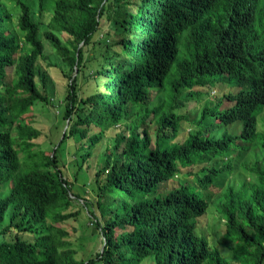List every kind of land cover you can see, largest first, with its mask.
I'll return each instance as SVG.
<instances>
[{"label": "trees", "instance_id": "16d2710c", "mask_svg": "<svg viewBox=\"0 0 264 264\" xmlns=\"http://www.w3.org/2000/svg\"><path fill=\"white\" fill-rule=\"evenodd\" d=\"M46 42L70 67L57 112L81 140L71 161L98 151L102 165L77 193L27 120L51 104ZM263 106L264 0H0V264H264V157L256 179L214 183L226 167L243 177L233 143L257 135ZM216 187L228 255L198 231ZM75 200L104 238L88 260L60 226Z\"/></svg>", "mask_w": 264, "mask_h": 264}, {"label": "rangeland", "instance_id": "374dc122", "mask_svg": "<svg viewBox=\"0 0 264 264\" xmlns=\"http://www.w3.org/2000/svg\"><path fill=\"white\" fill-rule=\"evenodd\" d=\"M31 1V0H28ZM36 3V1H34ZM10 4L12 2H9ZM62 38H68L66 33L62 34ZM95 44H89L84 46L85 55L87 57H99L101 52L104 49V43L101 41V36L97 37ZM100 39V41H98ZM46 56L45 58L40 59V63L50 75V103L37 102L34 106L33 111L30 112V116L27 117V120L38 128L41 131V136L36 143L40 147L46 148V150L58 148V155L64 157V160L67 161V178L69 177L73 181L74 187L72 188L74 192H81L82 188H87L89 182L93 178L96 169L101 167L99 158L97 157L98 151H95L94 155L96 157L90 158L89 161L85 162L81 167L74 165L71 160L74 156L77 144L80 143L76 132L71 133L73 128L68 126V120L62 118L61 114H58V109L64 107L63 101L64 96L67 92V82L68 78L66 73H69V66L53 51L52 47L46 42ZM53 63V64H52ZM88 72V71H87ZM85 77H80V87L85 85L83 83ZM86 82V81H85ZM94 84H90V88ZM79 94L83 95L81 89H79ZM214 97L217 93L212 92ZM56 109V111H55ZM238 127H230L228 131L231 134L235 132H240L242 130L241 123H235ZM68 129L69 136L63 142L62 145L58 146L60 140L62 139L64 131ZM114 130H109L108 134H114ZM264 106L258 114L257 120V135L250 139H239L233 143V150L235 151L232 155V158H235V167H238L240 173L243 177L237 176L234 177L228 167L220 171L217 175V179L214 181L215 186H222L224 191L227 192L236 182L238 185L244 183V177L247 180L256 179L253 174H247V168L254 164L256 161H261L264 157ZM241 142V143H239ZM113 145V142L111 143ZM110 145V146H111ZM50 148V149H48ZM98 149V148H97ZM83 153H93L92 149H85ZM92 157V155H91ZM78 171L77 177H74V174ZM207 174L208 171L202 173ZM258 177V176H257ZM258 179V178H257ZM189 183H194V178L192 176L188 179ZM197 184H189L190 188L198 190L202 193L204 197L207 198V189H204L199 180L196 181ZM177 185V183H174ZM249 186V185H248ZM244 189V187H241ZM249 188V187H248ZM166 189L165 191H167ZM214 196H212L209 211L206 215L201 217L200 225H198V231L202 234L208 235L213 245L220 247L223 254L228 255L229 248L226 245H221L218 243L220 237L225 234V224L224 219L221 214L218 212V205L220 200L223 198V191L221 188L216 187L214 189ZM80 211L77 217L67 220L65 223L60 224L64 229L67 230L68 235L65 237L70 242V248L75 251L77 259L88 260L90 258L96 257L98 251L102 249L104 238L101 233L94 227L92 220L90 219V213L85 207L83 201H74V207L68 211ZM9 222V216L6 218V221L3 226ZM0 225V226H2ZM2 226V227H3ZM230 243V242H228ZM95 264H100L99 262Z\"/></svg>", "mask_w": 264, "mask_h": 264}, {"label": "clouds", "instance_id": "9594fccd", "mask_svg": "<svg viewBox=\"0 0 264 264\" xmlns=\"http://www.w3.org/2000/svg\"><path fill=\"white\" fill-rule=\"evenodd\" d=\"M239 133V132H238ZM262 161V160H261ZM261 161H256L255 163H257V162H261Z\"/></svg>", "mask_w": 264, "mask_h": 264}]
</instances>
